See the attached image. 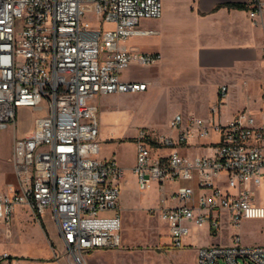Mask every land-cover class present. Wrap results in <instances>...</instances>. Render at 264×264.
Instances as JSON below:
<instances>
[{
  "label": "built area",
  "instance_id": "2783aa9c",
  "mask_svg": "<svg viewBox=\"0 0 264 264\" xmlns=\"http://www.w3.org/2000/svg\"><path fill=\"white\" fill-rule=\"evenodd\" d=\"M90 4L98 26L82 22ZM256 10H259L255 0ZM161 0H0V129L16 122L19 107L38 112L32 129L12 148L14 180L0 185V223L9 227L18 207L56 223L74 264L82 251L120 245V187L124 171L99 157L98 108L94 98L136 93L149 82L121 77L131 64L149 66L157 53L138 52L125 42L157 19ZM104 25H108L105 27ZM219 89L211 118L174 114L168 133L139 128L132 171L140 191H157L153 211L165 223L169 247L183 248L193 227L219 234L223 224L264 218L253 189L264 183V106L244 108L227 122L216 116L227 94ZM204 151L188 155L190 140ZM264 264V244H229L195 249V264ZM0 264H20L8 252Z\"/></svg>",
  "mask_w": 264,
  "mask_h": 264
},
{
  "label": "rangeland",
  "instance_id": "374dc122",
  "mask_svg": "<svg viewBox=\"0 0 264 264\" xmlns=\"http://www.w3.org/2000/svg\"><path fill=\"white\" fill-rule=\"evenodd\" d=\"M84 10L82 22L88 27H96L92 6L86 4ZM131 41L142 48L157 44V38H135ZM159 71L151 65L131 64L123 69L121 77L147 80L150 82L147 90L100 95L93 100L98 108L101 156H109L114 151L124 167L119 198L121 242L116 248L83 250L82 264H194V248L198 244L205 246L209 237H189L187 241L190 244L183 242V253L163 245L168 241L167 227L153 211L157 191L153 185L145 191L137 188L131 169L134 163L131 137L142 127L168 133L167 122L179 111L208 116L207 107L216 101L215 94L218 97L219 89L224 85L218 82L226 78L231 85L220 106L222 120L228 118L237 105L249 103L253 112L262 106L257 98L260 89L264 88V69L247 74L232 73L226 77L216 76L215 71L201 76L198 71L186 69L183 73L187 76L182 77L163 75ZM216 105L219 104L216 102ZM37 115L36 110L18 108L14 125L0 129V185L14 180L11 162L14 140L27 134ZM215 138V134L210 132L199 141L206 143ZM188 152L200 153L201 150L191 146ZM253 192L254 203L264 206V183L255 186ZM233 234H238L241 242L246 244H264V218L242 219L237 225L223 224L216 241L229 243ZM3 251L16 257L20 264H74L50 216L39 218L23 207L16 209L9 227L0 223V253Z\"/></svg>",
  "mask_w": 264,
  "mask_h": 264
},
{
  "label": "crops",
  "instance_id": "0c3cea01",
  "mask_svg": "<svg viewBox=\"0 0 264 264\" xmlns=\"http://www.w3.org/2000/svg\"><path fill=\"white\" fill-rule=\"evenodd\" d=\"M257 1L259 10L254 16H251L250 13L255 0H161V16L157 19L143 20L140 23L141 29L152 30L153 32L131 36L125 42V45L138 52L157 53L159 58L151 64V66L157 71L160 70L159 72L161 74L167 76H169V74L177 77L187 76L183 73L186 69L198 71V74L201 76H206L208 73L215 71L216 76L224 77L231 76L232 73L247 74L249 72L253 73V70L263 71L264 0ZM227 3H245L248 5L249 9L244 10L227 7ZM135 38H157V44L149 48H142L139 44L131 41ZM226 79L218 83H224L227 89H229L231 82H228ZM215 96L216 101L207 107L208 116L195 115L185 111H179L177 113H181L184 116L194 115L208 120L212 117L210 108L218 101L217 94H215ZM257 99L262 102V106L258 107L257 112H253L249 108L251 106L249 103L244 105L240 104L235 106L231 111V115L225 120H222L220 109L216 118L218 117L221 122H227L234 114L244 108H248L251 110L252 114H256L258 110L264 106V88L260 89ZM31 129L32 125L26 135L30 133ZM133 137L134 136L131 137L132 140ZM106 138L108 137L104 139ZM98 141L100 144L99 157L103 159H115L124 171V167L118 161L114 151L111 152L109 156H101L102 146L99 138ZM199 142V140L192 138L190 140V145L186 148H182V152L188 155L199 154V152L193 154H189L188 152L191 146H196L197 149L201 150L200 153H202L204 149L198 146ZM201 235H203V237H209L206 245L229 244L231 242V239L229 243L216 241L217 237H220L219 234L210 235L206 227H193L190 235L186 236L183 242H185L186 245L189 243L187 241L189 237H201ZM167 238L168 241L163 242V245L169 244V237L167 236ZM198 246L202 245L198 244L196 247ZM196 247L193 250L194 264ZM184 249L183 246V248L178 251L183 253Z\"/></svg>",
  "mask_w": 264,
  "mask_h": 264
},
{
  "label": "trees",
  "instance_id": "16d2710c",
  "mask_svg": "<svg viewBox=\"0 0 264 264\" xmlns=\"http://www.w3.org/2000/svg\"><path fill=\"white\" fill-rule=\"evenodd\" d=\"M226 6L232 7V8H237V9H244V10L249 9L248 5L245 3H227ZM256 9H257V7L253 6L252 11L256 10Z\"/></svg>",
  "mask_w": 264,
  "mask_h": 264
}]
</instances>
